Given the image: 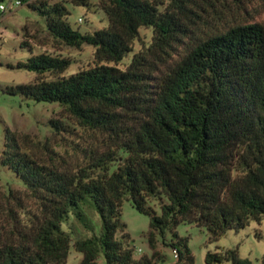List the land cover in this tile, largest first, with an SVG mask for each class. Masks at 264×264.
<instances>
[{
    "label": "trees",
    "instance_id": "1",
    "mask_svg": "<svg viewBox=\"0 0 264 264\" xmlns=\"http://www.w3.org/2000/svg\"><path fill=\"white\" fill-rule=\"evenodd\" d=\"M22 1L39 14L54 43L93 47V62L64 75L70 58L35 53L22 41L28 57L8 66L53 79L5 90L57 103L92 139L75 143L82 157L69 165L47 144L52 155L43 156L25 146L27 135L5 128L0 165L24 190L0 189V264H66L71 248L81 253L79 264L101 258L107 264H154L156 238L166 231L171 239L164 243L178 255L173 264H193L188 238L176 232L179 224L205 228L213 243L229 230L260 222L264 23L253 21L248 8L256 0H99L107 25L92 32L68 21L69 5L88 7L89 0ZM143 27L151 40L135 51ZM48 124L56 132L69 128L60 119ZM27 195L34 212L25 208ZM86 198L99 215L97 231L80 206ZM124 199L149 217L150 256L133 255L120 218ZM74 222L91 235L72 236ZM263 235L255 231L256 238ZM204 261L264 264V255L253 263L240 258L237 247L217 248Z\"/></svg>",
    "mask_w": 264,
    "mask_h": 264
},
{
    "label": "rangeland",
    "instance_id": "2",
    "mask_svg": "<svg viewBox=\"0 0 264 264\" xmlns=\"http://www.w3.org/2000/svg\"><path fill=\"white\" fill-rule=\"evenodd\" d=\"M89 1L91 5L88 7L69 5L70 15L68 21L81 32H92L107 25L106 15L97 7L99 0ZM8 3L9 0H0V4L5 6ZM248 8L253 21L264 23V0H256ZM80 18L81 20H79ZM43 28L42 18L26 2L19 6H13L5 12H0V154L4 145L5 128L8 127L19 134L28 136L31 142L25 145L27 148L37 150L43 156L52 155L45 148L47 144L69 165H73L78 158L82 157L76 151L75 143L90 142L92 139L91 134L78 126L57 103L35 101L21 94H10L5 90L7 86L29 83L37 79H53L50 73L38 75L33 71L8 66L28 57V51L20 47L22 41L30 42L35 53L55 52L70 58L72 63L63 73L64 75H69L92 64L93 47L83 46L80 49H73L59 46L47 37ZM151 35L150 29L141 28L140 37L133 44L134 50L137 51L142 44H147L151 40ZM130 56L125 57L119 66L124 68L129 63ZM50 119H60L66 122L69 128L66 131L56 132L48 124ZM22 185L21 180L11 170L0 165V189L13 188L23 192ZM24 201L26 210L34 212L36 205L33 199L27 195L24 197ZM80 206L92 224L93 230H99L100 218L89 198L82 200ZM154 207L159 212L158 205ZM120 218L126 225V232L130 237L129 243L134 247V257L138 258L144 254L150 256L152 251L146 237L149 230V217L137 211L131 205L129 199H124L121 205ZM71 222H73V219H71ZM70 227L68 230H70L72 236H75V234L89 236L92 233V230H86L77 222H74ZM257 230L264 233V217L260 222L251 221L239 231L229 230L218 241L208 243L205 228L187 222L176 227L178 236L188 238V246L194 256L193 264H206L204 257L207 251L234 247H237L240 258H247L256 263L264 255V235L260 239L256 238L255 231ZM156 239V249L159 251V256L154 264L175 263L176 260L173 257L171 248L164 243L171 239V233L166 231L164 237L157 236ZM81 257L80 252L71 248L66 264H79ZM98 264L107 263L101 258ZM222 264L233 263L226 261Z\"/></svg>",
    "mask_w": 264,
    "mask_h": 264
},
{
    "label": "built area",
    "instance_id": "3",
    "mask_svg": "<svg viewBox=\"0 0 264 264\" xmlns=\"http://www.w3.org/2000/svg\"><path fill=\"white\" fill-rule=\"evenodd\" d=\"M23 3L22 0H9V3L5 6L4 4H0V12H5L13 6H19ZM81 20V18L79 19ZM174 259L176 260L178 255L175 249H171Z\"/></svg>",
    "mask_w": 264,
    "mask_h": 264
}]
</instances>
